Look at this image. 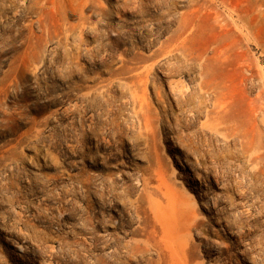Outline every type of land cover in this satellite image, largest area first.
I'll return each instance as SVG.
<instances>
[{
	"label": "rangeland",
	"instance_id": "374dc122",
	"mask_svg": "<svg viewBox=\"0 0 264 264\" xmlns=\"http://www.w3.org/2000/svg\"><path fill=\"white\" fill-rule=\"evenodd\" d=\"M261 111L264 0H0V264H264Z\"/></svg>",
	"mask_w": 264,
	"mask_h": 264
},
{
	"label": "bare ground",
	"instance_id": "6f19581e",
	"mask_svg": "<svg viewBox=\"0 0 264 264\" xmlns=\"http://www.w3.org/2000/svg\"><path fill=\"white\" fill-rule=\"evenodd\" d=\"M182 6V5H181ZM199 11L197 9H193L190 8L187 11H182L181 15H180V19L177 22V27L176 29L172 32V34L168 37V39L164 42L165 47L163 46L162 48L165 49L164 53H165V57H171L174 53L176 55H178L179 57H181L184 61H188V62H202L203 63V68H202V77L203 79L200 81V85L199 88L202 90L203 88L208 91L210 89V82H211V71L213 68V63L214 60L216 59V54L212 53V55H207L206 53H192L190 52V50L188 49V43H190L193 38L192 36V32L191 33H187V29L188 27L191 25V19L193 17H195L197 15ZM206 14V13H205ZM191 22V23H190ZM229 30V29H228ZM53 51V50H52ZM158 55L155 53H152L151 56L148 59H152L157 57ZM175 59V58H174ZM154 62L153 64H151L150 67H148V69H146L147 71H151L153 70L154 66H155ZM173 65V61L171 62L170 59L165 60L164 62L161 61L160 64V72L162 73V75L165 77V84L167 85L168 88V92L170 95H172V97L174 95H177L179 93L182 92L181 89H183L182 87L178 88V84L176 82H174V80H170L168 79V76L172 75L173 70L171 69V66ZM61 69V68H60ZM159 71V70H158ZM130 72V71H129ZM159 73V72H158ZM179 74V73H178ZM195 77V76H194ZM191 78V77H190ZM192 79V78H191ZM194 79V78H193ZM105 87V86H104ZM188 89V88H186ZM189 91V90H188ZM193 91V90H192ZM187 92V91H186ZM184 93V92H183ZM186 94V93H184ZM184 94H179V95H183ZM191 96V95H190ZM182 97V96H181ZM174 99V98H173ZM185 99V98H184ZM186 100V99H185ZM174 102V101H173ZM74 108V107H73ZM79 110V109H78ZM259 110L260 107L258 106V103L256 102L255 104H253L252 106V113L255 117L259 116ZM66 112V111H65ZM70 112V111H69ZM264 112V111H261ZM260 112V113H261ZM256 119V118H255ZM263 121V120H262ZM73 123V122H72ZM255 124V122H253ZM260 123V122H259ZM237 124V123H236ZM262 125L263 122H262ZM73 126V125H72ZM75 126V125H74ZM253 127V126H252ZM253 129V128H252ZM256 133V132H255ZM256 138V137H254ZM253 138V139H254ZM252 141V140H251ZM256 141V140H255ZM247 143V142H246ZM254 143V142H252ZM264 145V144H263ZM69 146V145H68ZM72 150V148H71ZM73 151V150H72ZM257 157V156H256ZM261 158V156H260ZM263 158V156H262ZM257 159V158H256ZM264 159V158H263ZM255 160V159H254ZM255 163V161H254ZM262 167V166H261ZM142 216V215H141ZM136 231V230H135ZM139 231V230H138ZM142 232V230L140 231ZM145 232V230H144ZM147 234V233H145ZM102 236V235H101ZM144 236V235H143ZM104 238V237H103ZM151 239V238H150ZM149 239V240H150ZM152 242V241H151ZM128 244V243H127ZM132 245V244H131ZM132 247V246H131ZM134 247V246H133ZM135 248V247H134ZM138 248V247H137ZM136 248V250H137ZM144 250L143 247H141V249L139 250ZM138 250V251H139ZM134 251V250H133ZM124 252V251H123ZM143 254V253H142ZM148 255V254H147ZM143 257V256H142ZM116 262V261H115Z\"/></svg>",
	"mask_w": 264,
	"mask_h": 264
}]
</instances>
